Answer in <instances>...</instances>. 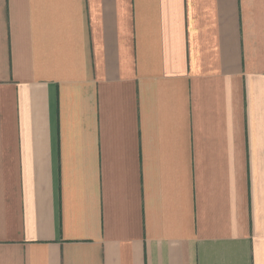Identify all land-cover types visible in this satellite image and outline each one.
I'll use <instances>...</instances> for the list:
<instances>
[{
  "label": "crops",
  "instance_id": "0c3cea01",
  "mask_svg": "<svg viewBox=\"0 0 264 264\" xmlns=\"http://www.w3.org/2000/svg\"><path fill=\"white\" fill-rule=\"evenodd\" d=\"M0 264H264V0H0Z\"/></svg>",
  "mask_w": 264,
  "mask_h": 264
}]
</instances>
